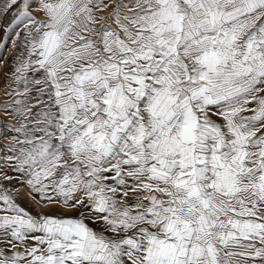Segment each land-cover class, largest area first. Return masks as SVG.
Wrapping results in <instances>:
<instances>
[{
    "label": "snow or ice",
    "instance_id": "1",
    "mask_svg": "<svg viewBox=\"0 0 264 264\" xmlns=\"http://www.w3.org/2000/svg\"><path fill=\"white\" fill-rule=\"evenodd\" d=\"M0 79V264H264V0H0Z\"/></svg>",
    "mask_w": 264,
    "mask_h": 264
},
{
    "label": "rangeland",
    "instance_id": "2",
    "mask_svg": "<svg viewBox=\"0 0 264 264\" xmlns=\"http://www.w3.org/2000/svg\"><path fill=\"white\" fill-rule=\"evenodd\" d=\"M3 87V81H2V79H0V88H2ZM25 206H27V205H25Z\"/></svg>",
    "mask_w": 264,
    "mask_h": 264
}]
</instances>
